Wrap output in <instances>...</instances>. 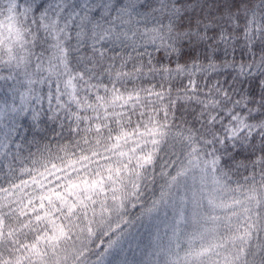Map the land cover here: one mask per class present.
I'll list each match as a JSON object with an SVG mask.
<instances>
[{
    "label": "snow or ice",
    "instance_id": "1",
    "mask_svg": "<svg viewBox=\"0 0 264 264\" xmlns=\"http://www.w3.org/2000/svg\"><path fill=\"white\" fill-rule=\"evenodd\" d=\"M0 264H264V0H0Z\"/></svg>",
    "mask_w": 264,
    "mask_h": 264
},
{
    "label": "rangeland",
    "instance_id": "2",
    "mask_svg": "<svg viewBox=\"0 0 264 264\" xmlns=\"http://www.w3.org/2000/svg\"><path fill=\"white\" fill-rule=\"evenodd\" d=\"M136 256H137V258H140V251L136 252Z\"/></svg>",
    "mask_w": 264,
    "mask_h": 264
}]
</instances>
